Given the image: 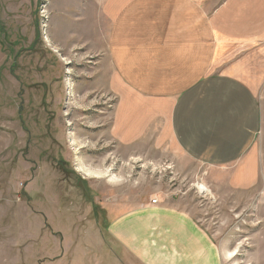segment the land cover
Here are the masks:
<instances>
[{
  "label": "rangeland",
  "instance_id": "374dc122",
  "mask_svg": "<svg viewBox=\"0 0 264 264\" xmlns=\"http://www.w3.org/2000/svg\"><path fill=\"white\" fill-rule=\"evenodd\" d=\"M100 1L0 0V264H125L116 222L158 204L192 214L223 264H264V83L254 187L150 135L121 146Z\"/></svg>",
  "mask_w": 264,
  "mask_h": 264
},
{
  "label": "crops",
  "instance_id": "0c3cea01",
  "mask_svg": "<svg viewBox=\"0 0 264 264\" xmlns=\"http://www.w3.org/2000/svg\"><path fill=\"white\" fill-rule=\"evenodd\" d=\"M97 9L105 43L99 66L106 64L116 90L118 144L150 135L159 147L225 172L229 187H254L264 0H101ZM129 215L114 228L119 251L130 257L125 264H223L218 245L181 207L148 205Z\"/></svg>",
  "mask_w": 264,
  "mask_h": 264
},
{
  "label": "bare ground",
  "instance_id": "6f19581e",
  "mask_svg": "<svg viewBox=\"0 0 264 264\" xmlns=\"http://www.w3.org/2000/svg\"><path fill=\"white\" fill-rule=\"evenodd\" d=\"M88 176H93V177H95V174L88 173ZM96 177H97V176H96Z\"/></svg>",
  "mask_w": 264,
  "mask_h": 264
},
{
  "label": "built area",
  "instance_id": "2783aa9c",
  "mask_svg": "<svg viewBox=\"0 0 264 264\" xmlns=\"http://www.w3.org/2000/svg\"><path fill=\"white\" fill-rule=\"evenodd\" d=\"M152 204H156V201L153 200V201H152Z\"/></svg>",
  "mask_w": 264,
  "mask_h": 264
}]
</instances>
